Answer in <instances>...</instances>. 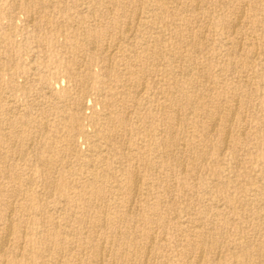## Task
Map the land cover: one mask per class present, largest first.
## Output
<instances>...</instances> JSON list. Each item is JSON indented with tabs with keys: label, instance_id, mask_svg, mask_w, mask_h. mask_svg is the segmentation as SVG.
I'll use <instances>...</instances> for the list:
<instances>
[{
	"label": "rangeland",
	"instance_id": "rangeland-1",
	"mask_svg": "<svg viewBox=\"0 0 264 264\" xmlns=\"http://www.w3.org/2000/svg\"><path fill=\"white\" fill-rule=\"evenodd\" d=\"M0 240V264H264V0H0Z\"/></svg>",
	"mask_w": 264,
	"mask_h": 264
},
{
	"label": "bare ground",
	"instance_id": "bare-ground-1",
	"mask_svg": "<svg viewBox=\"0 0 264 264\" xmlns=\"http://www.w3.org/2000/svg\"><path fill=\"white\" fill-rule=\"evenodd\" d=\"M178 6V5H177ZM207 6V5H206ZM112 7H114V6H112ZM205 7V6H204ZM121 8V7H120ZM127 10V9H126ZM202 10V9H201ZM181 12V11H180ZM138 15H139V13H138ZM129 16V15H128ZM242 16V15H241ZM93 18V17H92ZM127 18V17H126ZM128 19V18H127ZM130 19V18H129ZM238 19V18H237ZM238 22V21H237ZM127 23V22H126ZM152 23V22H151ZM127 27V26H126ZM250 37V36H249ZM106 42H107V40H106ZM250 45V44H249ZM195 47V46H194ZM193 49H195V48H193ZM196 51V50H195ZM155 52V51H154ZM203 52V51H202ZM172 58V57H171ZM78 67V66H77ZM34 69V68H33ZM105 70H106V67H105ZM179 70H180V68H179ZM178 72V71H177ZM178 74V73H177ZM126 75V74H125ZM187 80V79H186ZM38 81V80H37ZM197 82V81H196ZM174 83V82H173ZM135 84V83H134ZM144 84V83H143ZM243 85V84H242ZM135 85H133V87H134ZM142 87H143V85H142ZM210 91V90H209ZM86 92V91H85ZM140 92H142V91H140ZM182 93V92H181ZM175 94V93H174ZM116 97V96H115ZM104 102V101H103ZM84 104V103H83ZM178 107V106H177ZM192 107V106H191ZM85 108V107H84ZM171 111V110H170ZM182 111V110H181ZM12 112V111H11ZM30 113V112H29ZM234 113V112H233ZM232 113V114H233ZM16 115V114H15ZM178 115V114H177ZM174 116V115H173ZM72 117V116H71ZM175 123V122H174ZM177 123V122H176ZM216 123V122H215ZM30 124V123H29ZM43 126V125H42ZM45 127V126H44ZM46 128V127H45ZM177 129V128H176ZM124 130V129H123ZM174 130V129H173ZM212 130H213V128H212ZM44 131V128H40V130H39V132H43ZM45 132V131H44ZM175 132V131H174ZM173 132V133H174ZM228 132V131H227ZM172 133V134H173ZM229 133V132H228ZM121 134V133H120ZM34 135H36V132H34ZM39 136V135H38ZM172 136V135H171ZM170 136V137H171ZM175 136V135H174ZM227 137V136H226ZM74 138V137H73ZM208 138V137H207ZM17 139V138H16ZM174 140V139H173ZM19 143V142H18ZM226 143V142H225ZM31 144V143H30ZM172 144H173V142H172ZM12 146H14V145H12ZM31 146H32V144H31ZM29 148H31V147H29ZM42 149V148H41ZM202 153V152H201ZM97 157V153L95 152V156H94V158L92 157V159H95L96 161H99V162H104V160L103 159H101V161L98 159V158H96ZM91 159V158H90ZM111 160V159H110ZM106 166V165H105ZM83 167H84V173H86V174H88V173H91V170H93L94 169V165H92V164H90L89 162L88 163H84L83 164ZM46 168V167H45ZM102 169V168H101ZM55 170V169H54ZM57 171V170H56ZM55 171V172H56ZM106 171V170H105ZM108 173V172H107ZM131 174V173H130ZM132 175V174H131ZM135 175V174H134ZM133 175V176H134ZM94 177H96V176H93L92 174H90V176L87 178V180H86V183H84V184H81V186H82V188L83 189H86L87 187H88V185H89V183H91L95 178ZM135 178V177H134ZM137 178V177H136ZM100 183V182H99ZM138 183V182H137ZM129 185H130V180H129ZM90 186V185H89ZM92 186V185H91ZM132 186H134V184L133 185H131V186H129V187H132ZM128 187V188H129ZM135 187V186H134ZM115 188V187H114ZM127 188V189H128ZM133 188V187H132ZM135 189V188H134ZM103 190V189H102ZM137 190V189H136ZM17 194V193H16ZM83 194V192H81L80 191V193H79V195H82ZM134 196V195H133ZM101 197V196H100ZM101 199V198H100ZM211 201V200H210ZM215 207V206H214ZM128 211V210H127ZM126 211V212H127ZM27 212V211H26ZM105 213V212H104ZM257 214V213H256ZM102 215V214H101ZM125 216V215H124ZM123 216V217H124ZM127 216H128V214H127ZM126 216V217H127ZM128 218V217H127ZM261 219V218H260ZM257 220V219H256ZM199 222V221H198ZM202 222V221H201ZM259 222H261V220H259ZM262 223V222H261ZM6 225V224H5ZM57 226V225H56ZM143 228V227H142ZM192 228V227H191ZM212 228V227H211ZM9 230V229H8ZM133 230V229H132ZM6 231H7V229H6ZM9 231H11V230H9ZM8 232V231H7ZM215 232V231H214ZM117 233V232H116ZM154 233V232H153ZM254 233V232H253ZM7 235V234H6ZM255 235H256V233H255ZM205 237V236H204ZM2 238V237H1ZM219 238V237H218ZM6 239V238H5ZM150 239V238H149ZM94 240V239H93ZM150 241V240H149ZM221 241V240H220ZM206 242V241H205ZM217 242V241H216ZM33 244H35V243H33ZM102 244V243H101ZM2 240H0V246H1V248H2ZM38 246V245H37ZM148 246V245H147ZM102 247V246H101ZM18 248V247H17ZM202 248V247H201ZM4 248H2V250H3ZM99 249V248H98ZM125 250V249H124ZM101 250H99L98 251V256L99 255H101V252H100ZM113 251V250H112ZM201 251V250H200ZM105 253H106V251H105ZM5 254V253H4ZM200 255V254H199ZM114 256V255H113ZM201 256V255H200ZM100 258H101V256H100ZM218 258V257H217ZM201 259V258H200ZM198 261H200L199 259H198ZM144 262V261H143ZM194 263V262H193ZM195 264V263H194ZM198 264V263H197Z\"/></svg>",
	"mask_w": 264,
	"mask_h": 264
}]
</instances>
